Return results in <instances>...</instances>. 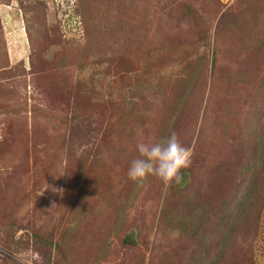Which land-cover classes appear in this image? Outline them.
Segmentation results:
<instances>
[{
  "label": "rangeland",
  "instance_id": "374dc122",
  "mask_svg": "<svg viewBox=\"0 0 264 264\" xmlns=\"http://www.w3.org/2000/svg\"><path fill=\"white\" fill-rule=\"evenodd\" d=\"M0 264H264V0H0Z\"/></svg>",
  "mask_w": 264,
  "mask_h": 264
},
{
  "label": "clouds",
  "instance_id": "9594fccd",
  "mask_svg": "<svg viewBox=\"0 0 264 264\" xmlns=\"http://www.w3.org/2000/svg\"><path fill=\"white\" fill-rule=\"evenodd\" d=\"M136 150L139 155L132 160L127 172L133 182L143 183L149 176H153L167 188L173 182L179 184L183 179L182 169L191 164L192 149L180 141L174 130L159 142L139 140ZM171 234L178 236L179 231L174 230Z\"/></svg>",
  "mask_w": 264,
  "mask_h": 264
},
{
  "label": "water",
  "instance_id": "95a60500",
  "mask_svg": "<svg viewBox=\"0 0 264 264\" xmlns=\"http://www.w3.org/2000/svg\"><path fill=\"white\" fill-rule=\"evenodd\" d=\"M125 239H126V241L133 242L130 237H126Z\"/></svg>",
  "mask_w": 264,
  "mask_h": 264
}]
</instances>
